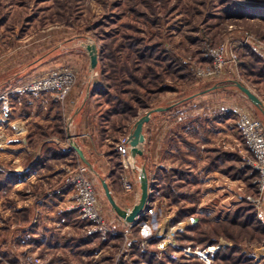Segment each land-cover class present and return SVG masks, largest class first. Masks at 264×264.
I'll return each mask as SVG.
<instances>
[{"label":"rangeland","instance_id":"1","mask_svg":"<svg viewBox=\"0 0 264 264\" xmlns=\"http://www.w3.org/2000/svg\"><path fill=\"white\" fill-rule=\"evenodd\" d=\"M49 44L59 46L58 62L42 73L30 64ZM93 45L99 47L96 67ZM222 46H228L237 63L226 64L218 76L199 78L196 69L213 67L209 53ZM67 54H74V60L62 57ZM53 71H68L74 78L67 99L59 101L60 130L72 128L64 111L72 94L88 88L94 147L111 155L118 173L124 169L120 163L126 166L116 147L152 109L213 99L214 105L224 106H242L244 100L248 111L218 112L233 141L228 180H219L218 198L212 199L217 215L198 207L204 202L197 192L186 193L187 205L160 193L137 227L126 222L116 227L106 219L99 207L101 194L111 205L102 183L77 157L56 163L58 179L71 183V193L57 207V223L40 225L33 198L37 189L3 184L17 167L21 147L29 161L38 145L14 128L8 135L0 127V264H264V190L256 183L261 177L256 155L237 127L240 115L264 124V114L235 86L242 83L264 103V0H0V73L25 72L23 85ZM215 86L219 88L187 100ZM180 114L188 119L197 113L185 109ZM68 140L67 135L62 139L64 146ZM138 161L137 170L144 166ZM81 169L95 186L105 223L123 237L104 241L89 235L93 225L80 211L69 210ZM226 181H233L232 187ZM67 213H72V226L66 225ZM235 214L241 226L230 225ZM212 240L218 245L209 247Z\"/></svg>","mask_w":264,"mask_h":264},{"label":"crops","instance_id":"2","mask_svg":"<svg viewBox=\"0 0 264 264\" xmlns=\"http://www.w3.org/2000/svg\"><path fill=\"white\" fill-rule=\"evenodd\" d=\"M58 47L49 44L45 49H40L42 52L40 51L38 59L30 65L34 64V67H39V72L42 73L52 70L58 62ZM62 57L74 60V54ZM25 72L13 75L0 73V93L21 85ZM227 81L230 82V80ZM225 90L227 92V89ZM88 95V88L83 91L79 89L74 91L69 99L64 111L69 115V121H72L70 131L69 129L60 130L61 127L58 124L61 120L59 115L62 110L59 101L50 93L42 94L36 98L17 97L16 101H12L13 115L8 123L1 121L0 113V127L4 130L8 129V135L14 128L23 134L24 139L38 145L33 155H30L32 158L29 161H25L27 160L25 157L27 149L21 147L20 155L15 156L14 163L17 167L7 174L3 184L9 186L11 183H18L17 187L19 188L29 186L37 189L33 198L39 214L38 223L40 225L57 223L58 218L55 216L57 207L62 201H66L71 193V183L69 184L66 179H58L59 169L56 168V163L67 157L72 159L77 157L83 161L79 155L72 157L75 152L72 147L73 143L85 154L88 164L83 161L84 164L99 177L101 183L102 179L106 180L118 205L129 211H132L139 203L141 168L137 170V165L139 159L144 162V166L148 169L154 201L153 204H149V210L137 219L133 227H137L146 219L156 204L157 195L166 192L169 193L168 196L164 195L167 200L174 198L173 192L176 191L179 194L177 205H187L185 197L188 196L186 194L188 191L197 192L201 197L200 201L204 202V205L199 203L198 207L203 208L204 213L209 215L212 214L213 209V214L217 215V206H214L215 202L212 206V199L217 200L218 198L219 180L221 182L224 178L228 180V171L232 168V153L229 149L233 141L231 133L227 130V124L221 116L219 119L218 112L220 108L223 110L229 108L228 111L231 110V112H247L248 105L244 100L242 106L237 105L238 107L224 106L219 102L214 105L213 99H210L209 104L177 103L167 106L172 107L168 112L154 113L143 130L146 145H144V155L136 159V169L124 164L126 167H123L120 163L119 167L124 169L118 173L111 155L103 150L99 154L94 147L93 133L90 127L92 112L87 104ZM212 96L209 95L210 98ZM185 109L193 110L197 114L194 115V118L187 119L186 116L180 114ZM219 125L222 128L219 129ZM66 135L69 138V143L64 146L62 139ZM221 142L224 145H220ZM20 143L21 141H18L19 146H21ZM9 156L2 155L5 159ZM220 175H223L222 178H219ZM126 182L133 185V191L125 190ZM232 184L233 181L229 185L226 181V187H232ZM28 192L26 191L27 194ZM108 206L101 194L99 207L105 213L106 219L116 227L124 226L123 222L125 221L117 216L112 207ZM71 216L72 213H67L64 217L66 225H74L75 221L71 219ZM151 236L154 238L156 235ZM121 237L123 236H113L111 239Z\"/></svg>","mask_w":264,"mask_h":264},{"label":"built area","instance_id":"3","mask_svg":"<svg viewBox=\"0 0 264 264\" xmlns=\"http://www.w3.org/2000/svg\"><path fill=\"white\" fill-rule=\"evenodd\" d=\"M228 46L211 50L209 56L214 59L213 67H205L196 69V75L199 78H212L218 76L226 68V64H236L237 59L235 55L229 56ZM227 55L228 59L225 58ZM74 82L73 75L68 71L59 72L53 71L43 78H38L29 83L15 87L12 91H5L0 93V113L1 121L8 123L11 121L13 115L12 98L14 96H29L40 97L42 94L50 93L58 101H65L70 88ZM237 127L240 129L248 147L256 155V169L261 177L257 184L261 190H264V124L247 115H240L237 120ZM129 136V135H128ZM128 136L124 137L116 151L123 160L124 165H129L131 168H136V159L131 156V147L129 145ZM85 169H81V173L77 179V186L72 196V203L69 210H78L86 221L93 225L89 231L90 235H97L102 240L106 241L110 237H115L118 232L109 228L105 223L100 209L98 207V196L94 184L86 178ZM125 190L133 191V185L130 182L125 183ZM140 197V195L138 194ZM82 217V218H83ZM133 226V225H131Z\"/></svg>","mask_w":264,"mask_h":264},{"label":"water","instance_id":"4","mask_svg":"<svg viewBox=\"0 0 264 264\" xmlns=\"http://www.w3.org/2000/svg\"><path fill=\"white\" fill-rule=\"evenodd\" d=\"M98 48L96 45L92 46V63L94 67L97 66L98 64ZM235 86L248 98L250 101L261 110V112L264 114V103L263 101L248 87L243 85L240 82H235ZM219 87L215 86L209 90L203 91L197 95L189 97L187 100L196 98V96L199 95H204L207 94L211 91L217 90ZM172 107H158L156 109H152L148 111L145 115L140 117L133 128L131 129L128 139H129V145L131 147V156L133 158H137L139 155L142 156L144 154V145L143 143L145 142V137L143 134V130L145 127V124L149 122L151 119V116L154 113H161V112H166L169 111ZM72 147L74 150L79 154L80 158L85 161L87 164L88 162L86 161L85 154L83 151L75 144H72ZM139 180H140V187H141V194H140V199L138 205L132 210L129 211L127 209H123L118 205L116 202L115 198L113 197L110 186L106 182V180L102 179V186L105 192V195L113 208L114 212L117 214L119 218L124 220L126 223H130L131 225H135L137 222V219H139L146 211L149 210V204H151V196H152V186L150 184L148 172L145 166H143L140 169L139 173Z\"/></svg>","mask_w":264,"mask_h":264},{"label":"trees","instance_id":"5","mask_svg":"<svg viewBox=\"0 0 264 264\" xmlns=\"http://www.w3.org/2000/svg\"><path fill=\"white\" fill-rule=\"evenodd\" d=\"M101 50V59H102V54L104 53V50L103 49H100ZM151 50V49H150ZM146 52H147V50H146ZM143 56V55H142ZM208 90V89H207ZM170 111V110H169ZM166 112H168V111H166ZM142 117V116H141ZM130 131H131V129H130ZM144 155V154H143ZM142 155V156H143ZM146 169H147V167H146ZM147 172H148V169H147ZM167 194H168V192H166ZM172 195H174L173 197H174V200L176 201V203H178V196H179V194L178 193H176V191L175 192H173V194ZM153 201H154V195H152L151 196V204H153ZM150 208H152V207H150ZM183 209H185V207L183 206ZM182 214V213H181ZM237 214H235L234 215V217L232 218V220L230 221V225L231 226H233V227H235V226H241L240 225V223H239V221L237 220ZM248 224H245V225H242V227L243 228H248V226H247ZM261 229V228H260ZM260 229H258V230H260ZM262 231H263V233H264V230L263 229H261ZM231 238V240H234V237H230ZM234 244V243H233ZM210 246L209 247H212V246H214V245H218V243H217V241L216 240H212V242L209 244ZM238 262V261H237ZM238 264V263H237Z\"/></svg>","mask_w":264,"mask_h":264}]
</instances>
